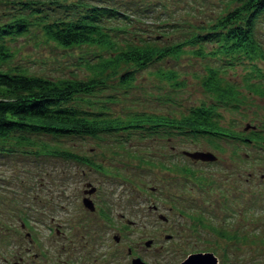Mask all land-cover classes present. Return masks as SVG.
Segmentation results:
<instances>
[{"label":"rangeland","instance_id":"rangeland-1","mask_svg":"<svg viewBox=\"0 0 264 264\" xmlns=\"http://www.w3.org/2000/svg\"><path fill=\"white\" fill-rule=\"evenodd\" d=\"M17 1L25 0H0V23L18 14L36 22ZM31 1L48 20L78 15L65 7L73 0ZM151 1V13L135 17L138 24L130 28L133 35L155 37L154 44L161 46L182 41L186 23L214 17L227 2ZM27 28L11 41L14 63L51 79L86 77L81 58L93 63L92 48L59 47L43 41L38 25ZM255 29L264 53V23L258 21ZM185 44L137 70L130 88H111L128 65L110 69L101 76L105 88L82 94L92 103L85 107L120 119L134 112L133 117L179 118L204 102L214 108L208 117L231 134L192 136L173 124L151 130L141 120L94 134L35 133L37 145L25 148L30 152L14 146L0 153V264H130L131 257L146 264H179L196 252L213 253L218 264H264V82L251 86L241 78L252 64L262 67V58L216 70L219 86L236 87L234 95L222 96L229 100L225 104L203 85L208 68L217 66L219 45L199 42L201 56ZM160 66L177 76L179 89L162 78ZM41 142L57 152L39 151ZM183 151L211 152L215 159H191ZM86 183L95 190L84 194ZM84 196L93 209L84 206ZM148 238L152 243L145 246Z\"/></svg>","mask_w":264,"mask_h":264},{"label":"trees","instance_id":"trees-1","mask_svg":"<svg viewBox=\"0 0 264 264\" xmlns=\"http://www.w3.org/2000/svg\"><path fill=\"white\" fill-rule=\"evenodd\" d=\"M17 2L23 4V8L28 10L27 14L36 22L33 23L24 15L18 14L13 15L16 17L9 22L0 23V153H10L14 146H20L23 153L30 152V149L25 148L37 145L33 137L38 132L55 137L62 134H94L99 130L118 128L125 121H145L151 130L159 125L173 124L192 136L209 135L208 133L231 134L230 128L220 126L208 117L214 112V108L204 102L188 108L186 113L183 111L179 118L149 114L133 117L136 113L134 112L126 119H120L119 116H105L103 109L93 111L85 107V104L91 107L92 103L88 99L86 101L82 94L91 95L105 88L101 76L111 72L110 69H115L120 63L128 65L129 68L118 77V83L111 88H130L137 70L145 69L147 64H154L158 59L180 51L185 43L196 47L192 51L201 56L204 55L199 42L214 40L219 45L215 54V58H218L217 66L208 68L210 77L203 85L207 90L218 93L216 97L225 104L229 100L222 99V96L234 95L236 87L231 82L227 83L229 86L226 85L225 89L219 86L214 79L216 70L234 66L237 62H246L248 65L247 60L262 58V67L252 64L254 69L244 70L241 78L251 86L264 82V53L255 29L258 21L264 23V19H259L264 14V0H227L225 9L217 12L214 17L203 20L198 25L186 23L188 31L183 33L182 41H176L174 45L165 43L162 46L154 44L155 37L133 35L130 28L135 23L138 24L135 17H147L151 13V0H73L65 7L73 13L77 11L78 15L75 18L56 20L42 17V11L34 1ZM112 3L114 7H109ZM163 7L165 4L159 9V13H163ZM167 13L170 11L167 10ZM32 24L40 27L43 41L53 42L59 47L79 46L90 51L93 49V63L87 57L83 60L81 58L89 71L84 75L86 77L51 79L31 74L14 63L16 50L11 44L13 36L23 35ZM118 33L123 34L122 39L117 37ZM101 50L108 54L101 56ZM159 68L162 69L159 72L162 78L165 81L170 80L179 89L177 76L165 66ZM110 96L107 95V98L111 99ZM163 128L167 130L166 127ZM38 150L57 152L47 148L45 142H41Z\"/></svg>","mask_w":264,"mask_h":264},{"label":"water","instance_id":"water-1","mask_svg":"<svg viewBox=\"0 0 264 264\" xmlns=\"http://www.w3.org/2000/svg\"><path fill=\"white\" fill-rule=\"evenodd\" d=\"M247 127V126H246ZM183 154L188 156L191 159H201V160H214L215 156L211 152H203V151H183ZM93 189H90V191ZM84 206L93 209L92 202L83 198ZM146 242L145 244H147ZM131 264H145V262L141 261L139 258H133ZM179 264H218L216 257L211 252H196L188 254Z\"/></svg>","mask_w":264,"mask_h":264},{"label":"flooded vegetation","instance_id":"flooded-vegetation-1","mask_svg":"<svg viewBox=\"0 0 264 264\" xmlns=\"http://www.w3.org/2000/svg\"><path fill=\"white\" fill-rule=\"evenodd\" d=\"M172 147V146H171ZM170 147V148H171ZM185 155V154H184ZM186 156V155H185ZM83 173V172H82ZM91 188H93L90 184H87L86 183V186H85V188H84V194L85 193H88V192H92V191H94L95 190V188H94V190H92V191H90V189ZM91 194V193H90ZM90 194L88 195V197L90 198V200H91V196H90ZM85 197V196H84ZM93 205V204H92ZM151 208L153 209V210H156V206L155 205H152L151 206ZM159 215V218H162V216L160 215V214H158ZM119 218L121 219L122 218V216L120 215L119 216ZM126 223L127 224H133V222H131L130 220H128L127 219V221H126ZM26 225V223H24V222H21V226H25ZM29 234V233H28ZM165 237H170V235H166ZM119 237H117V236H115L114 237V239L115 240H117ZM146 242H148L147 244H145ZM152 243V238H148V239H146L144 242H143V244L145 245V246H148V245H150ZM129 252H130V250H129ZM188 255V254H187ZM133 258H136V257H133ZM132 257H131V259H130V264H131V261H132V259H133ZM146 264V263H145Z\"/></svg>","mask_w":264,"mask_h":264}]
</instances>
